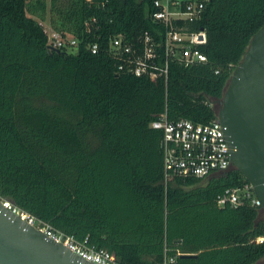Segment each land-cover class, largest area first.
Masks as SVG:
<instances>
[{
  "label": "trees",
  "instance_id": "trees-1",
  "mask_svg": "<svg viewBox=\"0 0 264 264\" xmlns=\"http://www.w3.org/2000/svg\"><path fill=\"white\" fill-rule=\"evenodd\" d=\"M151 4L49 0L51 31L77 40L65 53L48 50L45 0H0V197L119 264H254L264 212L215 203L245 178L231 165L164 180L162 132L150 122L216 117L215 99L264 22V0H208L188 24L205 33V61H172L165 77L117 72L103 49H86L152 31Z\"/></svg>",
  "mask_w": 264,
  "mask_h": 264
},
{
  "label": "built area",
  "instance_id": "built-area-1",
  "mask_svg": "<svg viewBox=\"0 0 264 264\" xmlns=\"http://www.w3.org/2000/svg\"><path fill=\"white\" fill-rule=\"evenodd\" d=\"M207 1L152 0V8L147 14L150 21L156 23L152 31L143 30L133 42L124 39L121 34H115L107 37L103 48L99 47L97 41H90L85 47L90 53L103 49L115 61L117 72L149 78L165 77L172 61L183 64L205 61V56L199 49L205 42V33L203 30H189L188 24L200 17ZM93 21L94 18L89 19V22ZM87 23L85 21V25ZM76 49L77 40L74 37H48V50L74 53ZM150 126L160 128L162 132L159 147L162 151L164 180L173 175L203 177L231 166L217 116L202 123L184 117L167 120L162 114L152 120ZM0 198L7 208L15 213H23V218L28 223L40 228L53 240L60 241L80 257L94 264H119L106 249L76 241L47 224L39 225L33 216ZM215 203L218 206L228 204L260 207V200L247 180L218 192ZM262 239L264 235L255 237L258 242Z\"/></svg>",
  "mask_w": 264,
  "mask_h": 264
},
{
  "label": "water",
  "instance_id": "water-1",
  "mask_svg": "<svg viewBox=\"0 0 264 264\" xmlns=\"http://www.w3.org/2000/svg\"><path fill=\"white\" fill-rule=\"evenodd\" d=\"M215 102L231 165L251 184L264 212V22L250 37ZM3 202L0 198V264H94Z\"/></svg>",
  "mask_w": 264,
  "mask_h": 264
},
{
  "label": "rangeland",
  "instance_id": "rangeland-1",
  "mask_svg": "<svg viewBox=\"0 0 264 264\" xmlns=\"http://www.w3.org/2000/svg\"><path fill=\"white\" fill-rule=\"evenodd\" d=\"M46 3V12H45V16L44 19L41 22V24L44 27L45 32L47 33V36L49 38H56V35L51 31L49 25H48V14H47V9H48V3L49 0H45ZM35 17V16H34ZM37 18V17H35ZM254 264H264V256L260 257L257 261L254 262Z\"/></svg>",
  "mask_w": 264,
  "mask_h": 264
},
{
  "label": "bare ground",
  "instance_id": "bare-ground-1",
  "mask_svg": "<svg viewBox=\"0 0 264 264\" xmlns=\"http://www.w3.org/2000/svg\"><path fill=\"white\" fill-rule=\"evenodd\" d=\"M6 204V203H5ZM21 216L23 217L24 215H23V213L21 214Z\"/></svg>",
  "mask_w": 264,
  "mask_h": 264
},
{
  "label": "crops",
  "instance_id": "crops-1",
  "mask_svg": "<svg viewBox=\"0 0 264 264\" xmlns=\"http://www.w3.org/2000/svg\"><path fill=\"white\" fill-rule=\"evenodd\" d=\"M32 18L36 19L34 16H32Z\"/></svg>",
  "mask_w": 264,
  "mask_h": 264
}]
</instances>
